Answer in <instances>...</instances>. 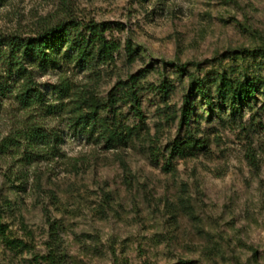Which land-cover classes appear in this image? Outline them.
<instances>
[{"label":"rangeland","instance_id":"rangeland-1","mask_svg":"<svg viewBox=\"0 0 264 264\" xmlns=\"http://www.w3.org/2000/svg\"><path fill=\"white\" fill-rule=\"evenodd\" d=\"M71 17L109 24L112 60L93 52L81 64L69 51L24 64L45 99L28 109L16 98L25 79L0 65V264H44L55 243L62 264H264V60L248 51L264 49V0H0L3 33ZM221 74L262 88L234 108L216 92ZM191 80L212 105L192 95L184 124ZM127 89L142 120L118 98ZM79 97L131 130L127 142L109 147L104 127L77 124ZM29 122L45 145L16 137ZM188 137L202 146L171 154Z\"/></svg>","mask_w":264,"mask_h":264},{"label":"trees","instance_id":"trees-1","mask_svg":"<svg viewBox=\"0 0 264 264\" xmlns=\"http://www.w3.org/2000/svg\"><path fill=\"white\" fill-rule=\"evenodd\" d=\"M110 26L106 22H96L94 20L83 21L77 17H71L66 21H60L54 25L44 28L37 32L34 36H22L18 33H3L0 31V65L6 66L7 70L25 79V85L17 93L16 98L23 108H32L34 106L44 105L43 93L35 85L30 72L24 64L36 68H45L48 65H55L59 62L62 53L71 52L79 63H86L92 58L93 52L99 59L110 61L113 53L119 48V44L114 40L106 37V30ZM251 53H257L264 60V49L248 50ZM128 55L131 54V47H127ZM178 72L184 71V65L176 66ZM192 78V77H191ZM262 88V83L256 78L244 76L243 78L232 79L231 77L221 74L218 76V84L216 92L220 99L229 102L234 108H238L242 104H248L255 94ZM6 85H2L0 80V96L6 92ZM58 91L66 93L67 85H59ZM200 95L209 105H212L210 89L204 81L191 80L190 87L184 97V105L182 107L181 122L187 124L192 114L191 96ZM130 104L137 117L142 120V113L139 107L137 92L133 90H125L122 95L118 96ZM116 99V100H119ZM115 100V99H114ZM75 105L72 110L75 114L77 124L83 128L96 126L97 124L103 129V138L109 147L118 144H125L131 135V130L127 128L119 129V125L111 128L105 125L104 120L99 115V105L95 103H86L85 98L79 97L74 100ZM84 107L88 111H84ZM45 129L34 123H27L24 129L18 131L16 137L26 140L27 144L35 147L43 139L40 144H46L44 141ZM10 141V139H9ZM3 141V147L8 148L10 142ZM16 141V138L11 139ZM201 143V142H200ZM198 141L188 137L173 142L171 154H185L192 152L201 147ZM0 235H5V227L0 222ZM44 264H62V255L58 249L57 243L50 247L48 252L42 256ZM191 264V263H181Z\"/></svg>","mask_w":264,"mask_h":264}]
</instances>
